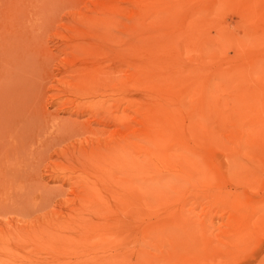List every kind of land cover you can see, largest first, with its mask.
Listing matches in <instances>:
<instances>
[{"label":"rangeland","instance_id":"obj_1","mask_svg":"<svg viewBox=\"0 0 264 264\" xmlns=\"http://www.w3.org/2000/svg\"><path fill=\"white\" fill-rule=\"evenodd\" d=\"M0 112V264H264V0H0Z\"/></svg>","mask_w":264,"mask_h":264},{"label":"bare ground","instance_id":"obj_2","mask_svg":"<svg viewBox=\"0 0 264 264\" xmlns=\"http://www.w3.org/2000/svg\"><path fill=\"white\" fill-rule=\"evenodd\" d=\"M10 39H11V38H10ZM9 41H10V40H9ZM38 45H39V44H38ZM39 46H40V45H39ZM17 48H18V47H17ZM27 55H28V54H27ZM35 55H36V54H35ZM24 57H25V56H24ZM25 59H26V58H25ZM36 75H38V74H36ZM7 76H8V75H7ZM24 76H25V75H24ZM39 76H40V75H39ZM29 77H30V76H29ZM31 78H32V77H31ZM16 80H17V79H16ZM33 80H35V79H33ZM21 81H22V80H20V83H21ZM39 82H40V81H39ZM14 83H15V82H14ZM12 84H13V83H12ZM12 84H10V85H12ZM18 84H19V83H18ZM21 84H23V83H21ZM21 84H20V85H21ZM31 84H32V83H31ZM15 85H16V84H15ZM27 85H28V82H27ZM32 85H33V84H32ZM32 85H29V86H32ZM18 87H19V86H18ZM27 87H28V86H27ZM34 87H35V86H34ZM28 88H29V87H28ZM31 89H32V88H31ZM29 97H30V96H29ZM19 99H20V98H19ZM26 99H27V98H26ZM36 99H37V98H36ZM10 100H11V99H10ZM36 101H37V100H36ZM17 102H19V101H17ZM38 102H39V101H38ZM40 102H41V101H40ZM19 103H24V102H23V101H22V102L20 101ZM19 103H18V104H19ZM26 103H28V100H27ZM18 104H17V105H18ZM28 104H31V103H28ZM28 104H27V105H28ZM34 104H36V103H34ZM34 104H33V106H34ZM19 105H20V104H19ZM22 105H23V104H22ZM22 105H21V106H22ZM24 105H25V104H24ZM31 105H32V104H31ZM14 106H15V105H14ZM16 107H17V106H16ZM16 107H15V109H16ZM23 107L25 108L26 106H23ZM34 107H36V106H34ZM13 108H14V107H13ZM21 108H22V107H21ZM24 108H23V111H24ZM29 108H30V106H29ZM29 108H27V110H30ZM25 109H26V108H25ZM34 109H35V108H34ZM38 109H39V108H38ZM17 110H18V108H17ZM17 110H15L16 113H17ZM35 110H36V109H35ZM11 111L14 112V110H11ZM18 111H19V110H18ZM23 111H22V112H23ZM37 111H38V110H36V112H37ZM15 112H14V113H15ZM24 112H26V110H25ZM30 112H31V111H30ZM0 113H1V112H0ZM6 113H7V112H6ZM14 113H13V114H14ZM16 113H15V114H16ZM18 113H19V112H18ZM20 113H21V112H20ZM20 113H19V114H20ZM13 114H12V115H13ZM19 114H17V115H19ZM31 114H32V112H31ZM38 114H39V112H38ZM12 115H11V116H12ZM17 115H16V116H17ZM24 115H25V113H24ZM32 115H33V114H32ZM13 116H14V115H13ZM13 116H12V117H13ZM21 117H22V116H21ZM21 117H20V119H21ZM1 118H2V116H1ZM8 118H10V117H8ZM8 118H6V121L9 120ZM7 119H8V120H7ZM17 119H18V117H17ZM24 119H27V117L24 118ZM34 119H35V117H34ZM37 119H38V118H37ZM18 120H19V119H18ZM29 121H30V120H29ZM9 122H10V120H9ZM9 122H8V123H9ZM13 122H14V121H13ZM19 122H20V121H19ZM23 122H24V121H23ZM23 122H22V123H23ZM31 122H32V121H31ZM10 123H11V122H10ZM22 123H20V124H22ZM32 123H35V121H33ZM20 124L18 123V125H20ZM25 124H26V123H25ZM1 125H2V124H1ZM18 125H17V126H18ZM22 125H23V124H22ZM22 125H20V126H22ZM38 125H39V124H38ZM12 126L14 127V125H12ZM25 126H26V125H25ZM2 127H3V126H2ZM6 127H7V126H6ZM13 127H12V128H13ZM15 127H16V126H15ZM23 127H24V126L21 127V131H22V128H23ZM32 127H33V126H32ZM39 127H40V126H39ZM25 128H26V127H25ZM15 129H16V128H15ZM0 130H1V129H0ZM24 131H25V130H24ZM29 131H30V130H29ZM39 131H40V130H39ZM7 132H8V130H7ZM7 132H6V133H7ZM15 132H16V131H15ZM4 133H5V132H4ZM4 133H3V134H4ZM22 133H23V132H22ZM1 134H2V133H0V135H1ZM17 134H18V133H17ZM33 134H35V133H33ZM18 135H19V134H18ZM13 136H14V135H13ZM16 136H17V135H16ZM1 137H3V136H1ZM1 137H0V138H1ZM6 137H7V136H6ZM8 137H9V136H8ZM4 138H5V137H4ZM12 138H13V140H15L14 137H12ZM15 138H16V137H15ZM24 138H25V137H24ZM9 139H10V137H9ZM2 140H3V139H2ZM20 140H21V139H20ZM22 140H24V139H22ZM16 141H17V140H16ZM2 143H3V141H2ZM4 143H5V142H4ZM4 143H3V144H4ZM21 143H23V142H21ZM12 144H16V143H12ZM18 144H19V143H18ZM7 145H8V144H7ZM0 146H1V145H0ZM10 146H11V144H10ZM10 146H9V147H10ZM16 146H17V145H16ZM21 146H22V145H21ZM3 148H4V146H3ZM10 148H11V147H10ZM17 148H18V147H17ZM17 148L14 147L13 149L16 150ZM1 149H2V148H1ZM46 149H47V148H46ZM4 150H5V148H4ZM6 150H7V147H6ZM0 151H1V150H0ZM8 151H9V149H8ZM2 152H3V155H4L5 152H4V151H2ZM16 152H17V151H16ZM9 153H10V152H9ZM0 154H1V153H0ZM13 154H14V151H13ZM13 154H12V156H13ZM15 154H16V153H15ZM10 155H11V154H10ZM21 155H22V154H21ZM5 156H6V155H5ZM0 157L2 158L1 155H0ZM14 157H15V156H14ZM5 159H7V158L5 157ZM10 159H11V157H10ZM13 159H14V158H13ZM15 159L17 160L16 157H15ZM11 161H12V160H11ZM11 161H10V162H11ZM6 163H7V162H6ZM16 163H17V161H15V164L13 163L14 166L16 165ZM19 163H20V161H19ZM7 164H8V163H7ZM17 164H18V163H17ZM24 164H25V163H24ZM0 165H1V164H0ZM4 165H5V164H4ZM4 165H3V166H4ZM10 165H11V164H10ZM19 165L21 166V164H19ZM1 166H2V165H1ZM16 166H17V165H16ZM16 166H15V167H16ZM12 167H13V166H12ZM15 167H14V168H15ZM22 167H24V166H22ZM3 168H4V167H2V169H3ZM5 168H6V166H5ZM10 168H11V167H10ZM20 168H21V167H20ZM27 168H28V167H27ZM11 169H12V168H11ZM21 169H22V168H21ZM24 169H25V168H24ZM15 170L17 171V167H16ZM4 171L6 172V169H5ZM22 171H23V170H22ZM12 172H13V171H12ZM23 172H24V171H23ZM20 173H21V172H20ZM31 173H32V172H31ZM3 174H4V172H3ZM15 174H16V173H15ZM14 176H15V175H14ZM14 176H13V177H14ZM24 176H25V175H24ZM17 177H18V176H17ZM25 179H26V178H25ZM5 180H6V179H5ZM15 180H16V179H15ZM8 181H9V180H8ZM3 183L5 184L4 181H3ZM21 183H22V182H21ZM19 184H20V183H19ZM2 185H3V184H2ZM7 185H8V184H7ZM9 185H10V184H9ZM17 185H18V182H17ZM30 186H31V185H30ZM10 187H12V186L10 185ZM37 187H38V186H37ZM0 189H1V188H0ZM7 189H8V188H7ZM35 189H37V188H35ZM38 189H39V188H38ZM15 191H16V190H15ZM17 191H18V190H17ZM23 191H24V190H23ZM36 192H37V191H36ZM39 192H40V191H39ZM41 192H43V190H41ZM19 193H20V192H19ZM8 194H9V193H8ZM26 194H27V193H25V195H26ZM18 195H19V194H18ZM41 195H42V194H41ZM34 196H35V195H34ZM13 200H15V199L13 198ZM17 200H18V199H17ZM20 201H21V200H20ZM22 201H23V200H22ZM4 203L6 204V203H8V202L6 201V202H4ZM29 203H30V202H29ZM5 204H3V205L0 204V205H1V206H4ZM10 205H11V204H10ZM23 205H24V204H23ZM15 206H16V205H15ZM6 207H7V205H6ZM18 207H19V206H18ZM0 208H1V207H0ZM3 208H4V207H3ZM9 208H11V207L9 206ZM6 209H8V208H6ZM6 209L4 208V210H6ZM11 209H12V208H11ZM19 209H20V208H19ZM22 209H23V207H22ZM15 210H16V209H15ZM20 210H21V209H20ZM8 211H10V210H8ZM18 211H19V210H18ZM4 213H5V212H4Z\"/></svg>","mask_w":264,"mask_h":264}]
</instances>
